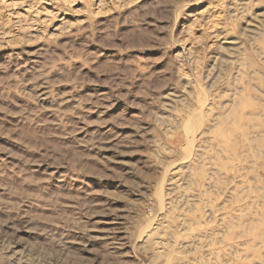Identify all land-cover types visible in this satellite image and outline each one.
Returning a JSON list of instances; mask_svg holds the SVG:
<instances>
[{"label":"rangeland","instance_id":"rangeland-1","mask_svg":"<svg viewBox=\"0 0 264 264\" xmlns=\"http://www.w3.org/2000/svg\"><path fill=\"white\" fill-rule=\"evenodd\" d=\"M0 264H264V0H0Z\"/></svg>","mask_w":264,"mask_h":264}]
</instances>
